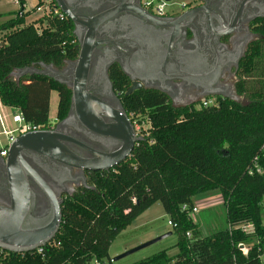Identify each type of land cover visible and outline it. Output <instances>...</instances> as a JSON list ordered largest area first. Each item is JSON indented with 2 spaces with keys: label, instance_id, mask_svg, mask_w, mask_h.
Returning a JSON list of instances; mask_svg holds the SVG:
<instances>
[{
  "label": "trees",
  "instance_id": "1",
  "mask_svg": "<svg viewBox=\"0 0 264 264\" xmlns=\"http://www.w3.org/2000/svg\"><path fill=\"white\" fill-rule=\"evenodd\" d=\"M25 11L26 0H20L14 18L0 25V102L47 128L52 92L63 120L71 90L45 75L12 74L42 65L62 69L78 58V42L71 20L28 23L31 12ZM258 33L236 86L245 103L216 98L209 106L177 109L157 91L128 96L130 112L150 123L131 160L94 176L93 189L66 202L59 233L40 253L0 256V264H111L113 242L156 203L178 235V253L170 257L165 250L136 264H264V26ZM111 79L118 91L129 87L116 67ZM213 192L222 196L228 226L204 237L190 215L195 198ZM249 224L252 233L239 229Z\"/></svg>",
  "mask_w": 264,
  "mask_h": 264
},
{
  "label": "flooded vegetation",
  "instance_id": "2",
  "mask_svg": "<svg viewBox=\"0 0 264 264\" xmlns=\"http://www.w3.org/2000/svg\"><path fill=\"white\" fill-rule=\"evenodd\" d=\"M120 3L121 0H80L73 8L78 16L92 18L117 12ZM190 11L194 13L185 24L179 21ZM263 26L264 0H192L162 16L150 13L148 21L131 13H117L107 20L96 34L99 45L92 55L88 92L94 101L85 105L91 117L78 115L71 92L66 118L27 133L47 131L51 133L48 142H26L6 158L0 157V208L4 213L15 209L27 212L20 223V240H30L54 222L58 210L62 224L69 199L93 189L90 183L94 176L114 172L131 160L136 140L143 139L146 129L145 117L130 112L128 96L143 89L157 91L177 109L198 107L205 100L231 99L237 94L241 64L260 39L258 30ZM82 28L84 39L88 28ZM74 67L72 61L62 69L51 67L44 72L70 89ZM113 67L121 70L129 82L124 92L114 86ZM126 68L131 70L130 75L140 74L146 79L128 96L126 92L133 81ZM183 74L186 78L181 77ZM57 143L84 160L115 166L98 172L66 166L42 153H48ZM60 229L61 225L58 233ZM12 254L23 255L0 249V256Z\"/></svg>",
  "mask_w": 264,
  "mask_h": 264
},
{
  "label": "water",
  "instance_id": "3",
  "mask_svg": "<svg viewBox=\"0 0 264 264\" xmlns=\"http://www.w3.org/2000/svg\"><path fill=\"white\" fill-rule=\"evenodd\" d=\"M55 1L58 7L60 8L61 12L65 14L66 17L69 20H71L75 25L74 35L76 36L78 41L79 55L76 61H74L75 67L72 75L73 82L72 85L70 86L72 92V103L77 108L78 115L80 117H85L86 115L91 117V112H88V110L86 111L85 105L88 104L87 102L94 101V98L88 92V83H89V76L92 66V55L96 47L99 45V42H96V34L99 28L107 20L112 18L117 13L118 14L131 13V15L133 14L134 16L147 21L149 20L150 13L142 7L140 0H121L120 9L115 13L101 14L92 18H82L77 15V13L74 11L73 8L80 0H55ZM165 1L170 2L171 0H165ZM193 11L184 14L179 21H182L185 24L187 19L192 17L191 13H194ZM82 25L88 28V32H86L84 39H82V34H81V32L83 31ZM41 67H42L41 70L35 68L18 70L15 73H13L12 76L17 77L19 79L20 76L25 74H40L53 78L59 83H63L60 80L54 78L52 75H48L44 72L45 69H50L52 66L42 65ZM125 72L127 75H130L131 70L126 68ZM130 76L133 81V85L126 92V96L132 94L137 88L142 86L140 83L141 81L144 82L146 80L140 74L138 75L132 74ZM186 76H187L186 74H183L181 77L186 78ZM171 77L172 76H168V78ZM239 99L240 97H238L237 94H235V96L231 98V100L236 102H238ZM49 138H51V133L47 131H39L31 135L26 134L20 136L12 142L11 146L9 147V154H12L17 147L21 146V144H24L26 142H30L35 145L44 144L49 141ZM136 142L137 143L140 142V139L136 140ZM42 153L49 155L51 158H53L58 162H62L66 166H70L76 169L84 168L85 170L92 172L105 171L115 166V164L101 166L93 161L84 160L74 155L66 148L59 145L58 143L56 145L54 144L51 145L48 153L46 152H42ZM44 189L49 191L45 185H44ZM4 212L5 211L2 208H0V249L4 251L26 254L42 249L43 247L47 246L54 240L56 234L58 233V228L61 225L62 216L60 215V212L58 210L56 220L54 222L46 226L44 229H40L36 234L31 236L30 240L21 241L20 233H19L21 229L20 223L23 221L27 212L26 211L24 212L20 209L18 210L15 209L14 211L11 212L9 211L6 213ZM171 234L172 233L162 235L136 248L124 252L118 255L117 257H115L114 259H112V262H117L119 260H122L125 257L134 254L135 252H138L146 247H149L163 240L164 238L170 236ZM9 238L13 239L14 241L9 240Z\"/></svg>",
  "mask_w": 264,
  "mask_h": 264
},
{
  "label": "rangeland",
  "instance_id": "4",
  "mask_svg": "<svg viewBox=\"0 0 264 264\" xmlns=\"http://www.w3.org/2000/svg\"><path fill=\"white\" fill-rule=\"evenodd\" d=\"M26 2L28 10H31L35 6V0H26ZM190 2H192V0H172L168 3L166 11L179 10L183 3ZM9 7L13 9L12 5H9ZM36 18L37 15L32 14L27 18V21H34ZM15 78L18 79L17 77ZM238 102L245 103V99L240 98ZM58 104L59 96L56 92H52L49 114L51 123L57 119ZM14 112L13 109L3 106L0 102V145L7 144L8 140L3 132L12 131L16 127V125L12 123ZM143 120L144 127L147 131L150 127V123L147 118ZM146 131L142 133L143 136H145ZM194 207L197 209V212H192L190 216L193 222L198 226L202 236L205 237L227 228L226 208L219 192H213L195 198ZM168 233L172 234L149 247L135 252L122 260L112 262L111 264H136L165 250L168 251L170 257L178 253V249L175 248L178 242V235L174 232L172 226L169 225V218L164 212L162 205L156 203L140 215L131 226L117 237L110 248V256L114 259L124 252ZM93 264H95V262ZM104 264L110 263L105 261Z\"/></svg>",
  "mask_w": 264,
  "mask_h": 264
},
{
  "label": "built area",
  "instance_id": "5",
  "mask_svg": "<svg viewBox=\"0 0 264 264\" xmlns=\"http://www.w3.org/2000/svg\"><path fill=\"white\" fill-rule=\"evenodd\" d=\"M35 1H36L35 6L31 10L25 11V12H31V15L32 14L37 15V18L34 21H37L40 19H46L50 17H55L61 20L65 18L68 19L66 15L61 12L55 0H35ZM12 3L20 8V0H12ZM168 3L169 2H166L165 0H142L141 5L145 10L149 11L150 13L155 14L157 16H162L166 12V7L168 6ZM34 21H30L28 23H31ZM212 104L213 102L211 100H205L202 103L203 106H209ZM12 123L15 124L16 127L12 131L3 132L7 136L8 140H7V144L0 145V157L2 158L7 157L9 153V147L11 146L12 142L16 138L26 135L27 133H31V132H35V131L43 129V127L41 126H36L31 123H28L23 117V115L17 111H15L13 114ZM183 209H186V206H184ZM193 212H197V209L194 208ZM169 225L172 226L171 222H169ZM263 227H264V224H263ZM239 229L244 233L253 232V226L250 224L242 225L240 226ZM187 236L190 237V234L188 233ZM239 248L244 255H248V251H249L248 247L244 245H240ZM37 251L40 253L41 249ZM95 264H98V263L95 262Z\"/></svg>",
  "mask_w": 264,
  "mask_h": 264
},
{
  "label": "crops",
  "instance_id": "6",
  "mask_svg": "<svg viewBox=\"0 0 264 264\" xmlns=\"http://www.w3.org/2000/svg\"><path fill=\"white\" fill-rule=\"evenodd\" d=\"M35 3H36V1H35ZM26 4H27V2H26ZM9 5H12L13 9L11 7H9ZM18 10H19V7L14 5L12 3V0H0V25H2L6 21L14 18L15 15H13V13H16ZM26 10L29 11L27 9V6H26ZM6 15H8V16H6Z\"/></svg>",
  "mask_w": 264,
  "mask_h": 264
}]
</instances>
